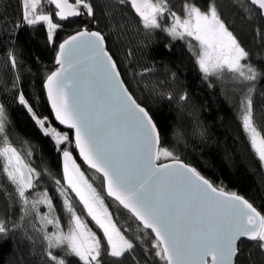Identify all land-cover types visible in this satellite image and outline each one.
<instances>
[{"label":"snow or ice","instance_id":"snow-or-ice-1","mask_svg":"<svg viewBox=\"0 0 264 264\" xmlns=\"http://www.w3.org/2000/svg\"><path fill=\"white\" fill-rule=\"evenodd\" d=\"M238 6L264 21V0H239ZM21 7L13 28L46 29L54 52V67L42 81L50 112L38 110L19 88L22 77L15 48L6 59V66L10 60L11 68L17 70L11 80L13 103L18 102L38 132L52 141L62 158V179L46 166L38 170L9 141L7 112L0 103V133L4 134L0 237L22 235L31 241L35 258L30 262L21 253L19 259L13 255L10 264H104L105 256L121 264L135 245L117 225L107 198L138 221V233L142 226L137 238L153 257L152 264L155 258L160 264H240L247 241L264 250V210L218 186L177 155L174 147L162 146L160 127L139 88L144 74L151 76L153 68L141 65L140 72H132L138 96L124 79L107 36L98 30L97 7L109 13L130 8L138 17L143 43L161 32L173 40H186L209 87L230 77L241 92V126L264 163V130L256 122L252 95L264 67L251 62L250 52L223 19L216 0H204L203 5L198 0L178 4L173 0H22ZM65 23L80 26L57 44V30ZM3 88L9 91L7 80ZM145 90L152 103L165 97L170 103L176 99L165 80L153 81L151 87L145 82ZM36 100L39 103L41 97ZM187 100V92L180 94L179 106L183 108ZM53 116L71 132L59 130ZM192 134L203 137L205 131L197 123ZM174 135L178 142H186V133ZM73 139L103 191L88 179L70 147L64 146ZM45 175L57 186L59 206L47 187L40 190ZM40 205L48 211H41Z\"/></svg>","mask_w":264,"mask_h":264},{"label":"trees","instance_id":"trees-1","mask_svg":"<svg viewBox=\"0 0 264 264\" xmlns=\"http://www.w3.org/2000/svg\"><path fill=\"white\" fill-rule=\"evenodd\" d=\"M198 2L203 5L204 0ZM173 3L178 4L179 0H173ZM216 3L223 19L250 52L251 62L258 67H264V21L248 16L238 6L239 0H216ZM21 4L22 0H0V103L5 105L7 112L6 131L9 141L26 161L41 171L46 166L62 179V159L52 141L38 132L30 115L18 102L13 103L11 80L17 70L11 68L10 60L6 66V59L8 51L15 48L22 77L19 88L38 110L44 114L50 112L42 81L46 72L54 67V52L47 43L46 29L33 30L23 25L19 29L13 28V22L22 14ZM97 17L100 21L98 30H102L107 36L108 47L114 52L124 79L138 96L140 92L137 91L136 80L132 79V72H140L141 65L153 68L151 76L144 74L139 88L144 91L143 102L150 108L160 127L162 146L174 147L177 155L218 186L239 193L258 209L264 210V167L241 126V92L233 87L230 77L217 80L213 87H209L189 51L186 40H173L161 32L152 36L146 44L143 43V32L138 30V19L130 8L109 13L102 7H97ZM79 26L78 23H65L63 28L57 30V44ZM129 52L132 53L131 56ZM4 80L8 81L7 92L3 88ZM159 80L167 81L169 90L176 94V99L171 103L167 97L152 103L145 90V82L151 87L153 81ZM255 85V91L252 93L255 119L258 126L264 130V76L258 77ZM184 92H187L188 100L181 108L179 95ZM37 96L41 97L39 103ZM197 123L205 131L203 137L192 134ZM177 131L186 133V142L177 141L174 135ZM3 135L0 133V145ZM64 146L67 147L68 144L65 143ZM69 146L74 158L81 164L74 152L73 143ZM81 166L94 186L103 191L100 180L93 176V172L82 164ZM44 187L55 197V203L59 206L61 198L56 190L57 186L47 175L40 190ZM2 192L3 189L0 188V193ZM3 199V196H0V205ZM107 203L117 225L135 245V251L123 257L121 264H144L145 261L152 264L153 257L145 253L144 246L137 238L143 231L142 227L138 233L137 222L133 217L130 218L128 212L108 198ZM40 208L41 211H48L45 205H40ZM92 226L95 230L94 223ZM49 228L51 230L52 226ZM98 234L102 236V233ZM31 249V241L22 235L0 237V264H10L13 255L19 259L21 253L24 254V259L34 261ZM115 260L116 258L105 256L104 264H115ZM155 261L160 264L159 258H155ZM240 264H264V250L258 248L255 243H246Z\"/></svg>","mask_w":264,"mask_h":264},{"label":"water","instance_id":"water-1","mask_svg":"<svg viewBox=\"0 0 264 264\" xmlns=\"http://www.w3.org/2000/svg\"><path fill=\"white\" fill-rule=\"evenodd\" d=\"M133 13H134V12H133ZM134 15H135V13H134ZM136 18L138 19V17H136ZM45 99H46V95H45ZM46 102H47V101H46ZM47 106H48V109H49V111H50V105H47ZM52 119H53L54 124H55L56 126H58L59 129H61V130H63V131L71 132V130H69V129L67 128V126L59 125V122H58V121H55L54 116L52 117ZM73 147H74V152H75V154H76L78 160L81 162V164H82L84 167H86L88 170H90V171L93 172L94 170L89 169L88 166H87L86 164H84L82 158H80L78 150L75 149L74 139H73ZM97 175H98V174H97ZM104 194H105V196H106V193H104ZM108 199L112 200V198H108ZM112 201H113V200H112ZM115 203H116V202H115ZM116 204H118V203H116ZM120 207L122 208V206H120ZM122 209H123V208H122ZM123 210H125V211L127 212L126 209H123ZM129 214H130V213H129ZM130 215H131V214H130ZM133 218H134V217H133ZM134 220H135V218H134ZM136 222L138 223V221H136ZM141 227H142V226H141ZM246 243L254 244L255 242H253V241H247Z\"/></svg>","mask_w":264,"mask_h":264},{"label":"rangeland","instance_id":"rangeland-1","mask_svg":"<svg viewBox=\"0 0 264 264\" xmlns=\"http://www.w3.org/2000/svg\"><path fill=\"white\" fill-rule=\"evenodd\" d=\"M67 147H70L69 145L67 146ZM62 159V158H61ZM263 164V167H264V163H262ZM74 194V193H73Z\"/></svg>","mask_w":264,"mask_h":264}]
</instances>
